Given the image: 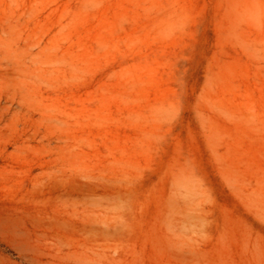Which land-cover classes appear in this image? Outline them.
I'll use <instances>...</instances> for the list:
<instances>
[{
    "label": "rangeland",
    "instance_id": "rangeland-1",
    "mask_svg": "<svg viewBox=\"0 0 264 264\" xmlns=\"http://www.w3.org/2000/svg\"><path fill=\"white\" fill-rule=\"evenodd\" d=\"M89 219L96 264H264V0H0V264Z\"/></svg>",
    "mask_w": 264,
    "mask_h": 264
},
{
    "label": "bare ground",
    "instance_id": "bare-ground-1",
    "mask_svg": "<svg viewBox=\"0 0 264 264\" xmlns=\"http://www.w3.org/2000/svg\"><path fill=\"white\" fill-rule=\"evenodd\" d=\"M80 224L82 226L78 228L76 226L73 230L77 236L69 241L44 247L38 245L37 248L24 246L20 253L21 258L38 264H96L101 257L108 262L107 249L109 247L104 244L102 249H99V245L95 243L97 232L92 221L82 220ZM102 235L107 240V232H103Z\"/></svg>",
    "mask_w": 264,
    "mask_h": 264
}]
</instances>
